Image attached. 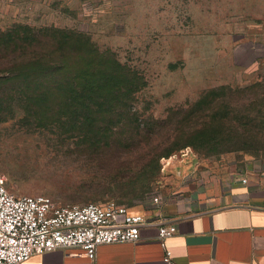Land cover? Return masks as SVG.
Returning <instances> with one entry per match:
<instances>
[{"label": "rangeland", "instance_id": "obj_1", "mask_svg": "<svg viewBox=\"0 0 264 264\" xmlns=\"http://www.w3.org/2000/svg\"><path fill=\"white\" fill-rule=\"evenodd\" d=\"M9 30L37 42L73 32L70 45L95 63L116 60L123 88L94 93L91 114L135 121L77 123L63 100L68 74L47 94L41 69L0 73L9 78L0 174L10 193L167 217L264 165V0H0V34ZM66 56L74 67L77 54ZM12 59L1 52L0 71Z\"/></svg>", "mask_w": 264, "mask_h": 264}, {"label": "crops", "instance_id": "obj_2", "mask_svg": "<svg viewBox=\"0 0 264 264\" xmlns=\"http://www.w3.org/2000/svg\"><path fill=\"white\" fill-rule=\"evenodd\" d=\"M148 219L137 242L99 245L94 260L79 249H55L23 264H166L157 239L163 222L176 226L165 241L176 264H264V165L212 185L195 205Z\"/></svg>", "mask_w": 264, "mask_h": 264}, {"label": "built area", "instance_id": "obj_3", "mask_svg": "<svg viewBox=\"0 0 264 264\" xmlns=\"http://www.w3.org/2000/svg\"><path fill=\"white\" fill-rule=\"evenodd\" d=\"M148 223L144 214L111 200L58 205L45 195L17 196L0 174V264H23L31 255L55 249H79L94 260L99 245L137 242L140 226ZM175 232L173 223L158 226L166 264H176L165 243Z\"/></svg>", "mask_w": 264, "mask_h": 264}, {"label": "trees", "instance_id": "obj_4", "mask_svg": "<svg viewBox=\"0 0 264 264\" xmlns=\"http://www.w3.org/2000/svg\"><path fill=\"white\" fill-rule=\"evenodd\" d=\"M10 32L13 34H9ZM16 32L17 30H9L7 33L0 34V54L8 50L10 56L14 58L0 73H15L32 68L41 69L48 77L46 81L52 82L43 85L47 94L54 87V77L68 74L63 85L70 96L64 97L63 100L65 104L71 100L77 115V123H135L129 116L127 120L114 116L108 122H99L94 120L91 114V97L94 93L99 94L100 99H104L108 94L113 95V92L123 88L122 67L116 60L110 65H106L102 61L95 63L91 51L76 50L70 45L73 43V35L77 37L73 32L68 34L45 32L46 39L42 42H37L38 39L34 33L30 37H17ZM26 49H28V53L24 51ZM66 53L77 54L74 67ZM26 56H30V59L35 62L28 63V61L22 64L23 62L18 58ZM111 65L112 67L108 69ZM6 77L0 75V83L9 80ZM58 86H60L58 88H63L62 85L58 84ZM54 90L56 89L54 88Z\"/></svg>", "mask_w": 264, "mask_h": 264}]
</instances>
